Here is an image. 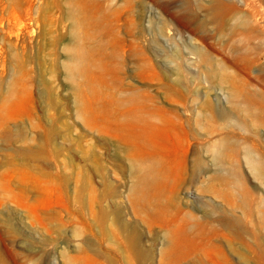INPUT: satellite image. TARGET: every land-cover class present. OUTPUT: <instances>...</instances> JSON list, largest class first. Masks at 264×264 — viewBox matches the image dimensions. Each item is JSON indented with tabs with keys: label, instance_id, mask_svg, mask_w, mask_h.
<instances>
[{
	"label": "rangeland",
	"instance_id": "obj_1",
	"mask_svg": "<svg viewBox=\"0 0 264 264\" xmlns=\"http://www.w3.org/2000/svg\"><path fill=\"white\" fill-rule=\"evenodd\" d=\"M0 0V264H264V0Z\"/></svg>",
	"mask_w": 264,
	"mask_h": 264
},
{
	"label": "bare ground",
	"instance_id": "obj_2",
	"mask_svg": "<svg viewBox=\"0 0 264 264\" xmlns=\"http://www.w3.org/2000/svg\"><path fill=\"white\" fill-rule=\"evenodd\" d=\"M184 10L185 12L187 13L186 15L187 16H190L189 13H190V3H189V0H186L184 2Z\"/></svg>",
	"mask_w": 264,
	"mask_h": 264
}]
</instances>
